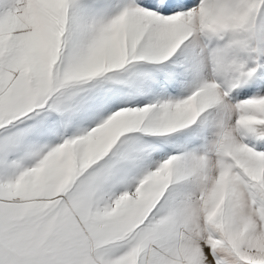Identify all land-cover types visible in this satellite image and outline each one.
Here are the masks:
<instances>
[{
  "label": "snow or ice",
  "instance_id": "1",
  "mask_svg": "<svg viewBox=\"0 0 264 264\" xmlns=\"http://www.w3.org/2000/svg\"><path fill=\"white\" fill-rule=\"evenodd\" d=\"M0 264H264V0H0Z\"/></svg>",
  "mask_w": 264,
  "mask_h": 264
}]
</instances>
